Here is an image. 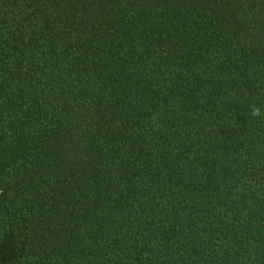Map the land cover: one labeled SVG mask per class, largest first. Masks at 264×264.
<instances>
[{
	"label": "trees",
	"instance_id": "obj_1",
	"mask_svg": "<svg viewBox=\"0 0 264 264\" xmlns=\"http://www.w3.org/2000/svg\"><path fill=\"white\" fill-rule=\"evenodd\" d=\"M0 264H264V0H0Z\"/></svg>",
	"mask_w": 264,
	"mask_h": 264
},
{
	"label": "clouds",
	"instance_id": "obj_2",
	"mask_svg": "<svg viewBox=\"0 0 264 264\" xmlns=\"http://www.w3.org/2000/svg\"><path fill=\"white\" fill-rule=\"evenodd\" d=\"M259 109L258 108H254L253 111H252V114L253 115H258L259 114Z\"/></svg>",
	"mask_w": 264,
	"mask_h": 264
}]
</instances>
